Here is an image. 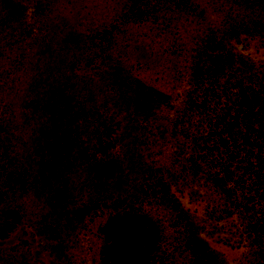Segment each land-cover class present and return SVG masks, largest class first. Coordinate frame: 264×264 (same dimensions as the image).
<instances>
[{"label": "trees", "instance_id": "16d2710c", "mask_svg": "<svg viewBox=\"0 0 264 264\" xmlns=\"http://www.w3.org/2000/svg\"><path fill=\"white\" fill-rule=\"evenodd\" d=\"M249 39L264 44V0H42L35 22L0 0V239L26 225L56 264H97L92 222L121 210L151 230L139 264H231L207 237L264 264ZM24 243L0 264H37Z\"/></svg>", "mask_w": 264, "mask_h": 264}, {"label": "rangeland", "instance_id": "374dc122", "mask_svg": "<svg viewBox=\"0 0 264 264\" xmlns=\"http://www.w3.org/2000/svg\"><path fill=\"white\" fill-rule=\"evenodd\" d=\"M25 7L27 19L35 22L37 10L42 0H19ZM247 50H242L256 61L264 59V44L256 39H249ZM237 49L241 50V45L234 43ZM118 155L110 156L101 161L98 169L105 184L111 181L122 168ZM107 170V173L104 170ZM182 202L190 210H195L201 216L203 204L188 203L182 198ZM137 216H133L129 211H119L116 213H105L96 216L92 222V234L85 242L91 257L97 264H139L141 251L146 248L151 238V230L144 229ZM211 244L221 250L227 260L234 264L239 256V251L231 249L224 244L207 237ZM25 242L24 249L29 253L31 259L37 264H56L45 250L43 238L38 236L30 227L23 225L18 227L13 234L5 239H0V246H10ZM139 250H137V249Z\"/></svg>", "mask_w": 264, "mask_h": 264}]
</instances>
